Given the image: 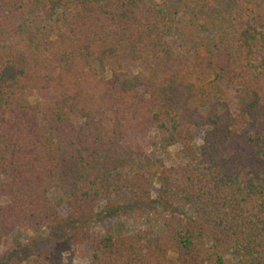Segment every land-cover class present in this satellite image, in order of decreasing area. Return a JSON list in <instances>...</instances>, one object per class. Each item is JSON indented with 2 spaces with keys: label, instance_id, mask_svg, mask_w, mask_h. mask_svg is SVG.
Masks as SVG:
<instances>
[{
  "label": "trees",
  "instance_id": "trees-1",
  "mask_svg": "<svg viewBox=\"0 0 264 264\" xmlns=\"http://www.w3.org/2000/svg\"><path fill=\"white\" fill-rule=\"evenodd\" d=\"M16 228L0 264H264V0H0Z\"/></svg>",
  "mask_w": 264,
  "mask_h": 264
},
{
  "label": "rangeland",
  "instance_id": "rangeland-1",
  "mask_svg": "<svg viewBox=\"0 0 264 264\" xmlns=\"http://www.w3.org/2000/svg\"><path fill=\"white\" fill-rule=\"evenodd\" d=\"M33 97L34 96H31V98ZM177 148H178V145L171 147L170 148L171 155L164 156L166 158L165 159L166 163H169L175 160V157L177 156V152H176ZM157 188H158V184L156 183L154 190L156 191ZM49 197L51 198L52 201H54L55 203L59 205V209L63 215H66L68 213L65 204H63L62 196L58 190L51 189L49 192ZM124 218L125 217L121 216V219H124ZM125 220L126 221L124 222V228L126 231L133 230L136 228V225L133 221L128 220V219H125ZM139 224L143 225L144 221L140 220ZM150 224L155 226L153 222H151ZM29 234H30L29 231H27L26 229H23V228L14 229L12 233L7 237V239L3 241L1 248H0V256H5L8 253V251L12 248V246H14L16 243L25 241L28 238ZM71 258L73 259V262L75 264H87L86 252L78 247L73 249Z\"/></svg>",
  "mask_w": 264,
  "mask_h": 264
}]
</instances>
